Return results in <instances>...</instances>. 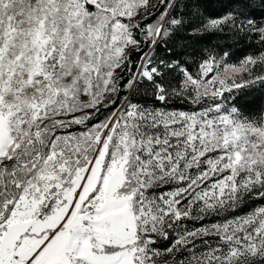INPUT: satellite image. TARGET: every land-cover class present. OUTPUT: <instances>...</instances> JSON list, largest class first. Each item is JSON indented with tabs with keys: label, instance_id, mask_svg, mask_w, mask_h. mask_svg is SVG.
Returning <instances> with one entry per match:
<instances>
[{
	"label": "snow or ice",
	"instance_id": "snow-or-ice-1",
	"mask_svg": "<svg viewBox=\"0 0 264 264\" xmlns=\"http://www.w3.org/2000/svg\"><path fill=\"white\" fill-rule=\"evenodd\" d=\"M0 264H264V0H0Z\"/></svg>",
	"mask_w": 264,
	"mask_h": 264
},
{
	"label": "trees",
	"instance_id": "trees-1",
	"mask_svg": "<svg viewBox=\"0 0 264 264\" xmlns=\"http://www.w3.org/2000/svg\"><path fill=\"white\" fill-rule=\"evenodd\" d=\"M247 99H252V97H248ZM258 102H259V100H258Z\"/></svg>",
	"mask_w": 264,
	"mask_h": 264
}]
</instances>
